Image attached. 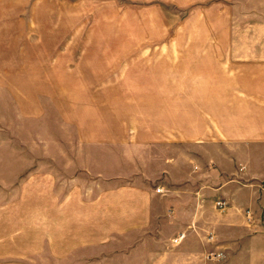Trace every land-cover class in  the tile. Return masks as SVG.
I'll return each mask as SVG.
<instances>
[{"label":"rangeland","instance_id":"obj_1","mask_svg":"<svg viewBox=\"0 0 264 264\" xmlns=\"http://www.w3.org/2000/svg\"><path fill=\"white\" fill-rule=\"evenodd\" d=\"M201 8L179 0H0V264H66L50 258V226L53 188L67 181L140 168L157 184L168 173L219 167L208 148L153 146L151 138L178 124L171 109L184 101L171 90L194 87L169 78L208 72L189 61V51L211 41L213 22ZM193 152L196 164L192 156L174 166L165 160ZM215 204L204 219L221 224L225 210ZM164 223L154 234L165 232L166 245L145 242L129 260L112 251L86 264H211L209 253H223L207 249L211 235ZM107 239L112 249L114 237Z\"/></svg>","mask_w":264,"mask_h":264},{"label":"crops","instance_id":"obj_2","mask_svg":"<svg viewBox=\"0 0 264 264\" xmlns=\"http://www.w3.org/2000/svg\"><path fill=\"white\" fill-rule=\"evenodd\" d=\"M179 2L201 5L202 14L209 13L213 22L210 44L189 51V61L208 72L169 78L168 84L194 87L171 90L173 100L184 101L171 109L178 124L153 130L152 144L208 148L219 167L186 170L178 177L168 173L157 184L139 168L129 176L98 174L95 179L67 181L64 190L53 188V261L86 264L104 260L112 251L129 260L145 242L166 245L169 237L154 230L159 222L177 221L182 230L212 234L214 242L207 249L222 251L224 257L211 264H264V0ZM186 100L194 101L193 108L187 109ZM186 116L193 118L192 124L186 125ZM185 156L165 155V160L173 166L191 163V156L195 164L201 160L196 152ZM216 199L227 202L221 224L204 219L215 211ZM186 213H191L190 220H185ZM107 237H114L112 249L107 248ZM146 253L154 259L152 247ZM169 255L165 252V258Z\"/></svg>","mask_w":264,"mask_h":264},{"label":"built area","instance_id":"obj_3","mask_svg":"<svg viewBox=\"0 0 264 264\" xmlns=\"http://www.w3.org/2000/svg\"><path fill=\"white\" fill-rule=\"evenodd\" d=\"M157 191L161 192L163 191V188L161 186L157 187ZM216 205L221 209H225L227 207V202L223 199H219L216 201ZM184 236H185V232H180L176 237H174L173 241L178 243L183 239ZM211 238H213L212 234H211ZM217 257H222V253L221 252L209 253V258H217Z\"/></svg>","mask_w":264,"mask_h":264}]
</instances>
